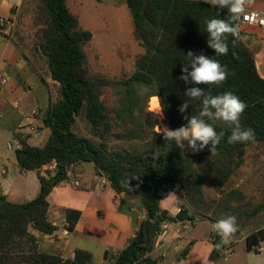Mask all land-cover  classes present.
Here are the masks:
<instances>
[{"label": "trees", "instance_id": "trees-1", "mask_svg": "<svg viewBox=\"0 0 264 264\" xmlns=\"http://www.w3.org/2000/svg\"><path fill=\"white\" fill-rule=\"evenodd\" d=\"M127 5L145 53L137 59L136 71L131 77L111 81L90 73L83 45L91 41L93 35L79 25L78 17L69 9L66 0H40L38 49L58 89L42 120L43 127L50 131L46 143L36 147L20 139L22 146L15 151L22 169L38 172V196L25 203H12L0 195V264H93L90 254L83 251H77L74 260L40 252L37 237L32 232L53 235L57 231L49 218L48 197L68 178L70 166L81 162L93 163L99 174L108 179L114 192L139 196L147 221L152 222L150 234L142 225L110 264H158L151 253L161 224L206 218L200 209L205 203L207 182L222 193L235 170L243 164L247 147L264 144V78L257 70L253 52L243 41L233 44L231 35L227 40V55H216L208 47L205 21L228 19V9L213 8L196 0H127ZM4 29L0 20V31ZM188 51L213 57L226 66L228 77L221 86L199 87L212 95L230 91L244 101L247 108L240 117V125L253 130L254 142L230 144L227 140L233 126L223 121H207L217 133L224 132L216 153L211 154L209 145L199 153L189 149L182 154L175 141H166L163 134L153 131L149 119L154 114L141 106L144 89L147 90L146 100L153 96L159 98L169 129L185 125L184 116L196 115L202 107L200 101L184 94L193 85L178 79L183 66L189 65ZM112 86L123 94V107L116 112L117 117L122 122L138 115L145 120L140 119V132H136V128L113 136L144 141L142 149L109 145L108 138L118 123L109 118L102 97L104 89ZM184 101L190 106L181 114L179 107ZM78 120L89 125V135L76 130ZM154 151L160 154L156 160L152 159ZM51 164H56L55 172L42 173L43 167ZM122 181H129L128 186ZM179 191L188 208L174 218L161 208V200L167 192ZM231 195L235 197L240 192L234 191ZM226 208L233 210L230 204L226 206L225 197L218 213L226 212ZM71 214L75 215V221L78 213L69 211L70 219ZM72 228L70 223L69 229ZM261 241H264V229L248 236V250H253Z\"/></svg>", "mask_w": 264, "mask_h": 264}, {"label": "crops", "instance_id": "crops-1", "mask_svg": "<svg viewBox=\"0 0 264 264\" xmlns=\"http://www.w3.org/2000/svg\"><path fill=\"white\" fill-rule=\"evenodd\" d=\"M26 4L28 0H0V20L5 27L0 31V77L7 80V84L0 81V195L12 203L33 200L40 185L38 172L22 169L16 154L12 157L9 153L13 144L7 141L5 147V140L13 134L15 151L22 146L20 139L30 146H43L50 131L43 127L42 120L58 89L38 49L39 40H34L36 25L31 23L32 17L24 18V10L31 11L33 6L26 8ZM249 10L264 12V0H255ZM240 28L241 35L247 36L243 42L253 52L257 70L264 78L262 31L249 26ZM83 29L91 32L89 28ZM86 127L89 135L87 123ZM55 169L56 165L51 164L41 171L53 174ZM48 201L49 218L57 231L53 235L32 231L42 253L74 260L76 252L83 251L90 254L93 264H110L142 225L150 234L152 222L147 221L141 198L114 192L108 179L90 162L74 165L68 178L50 193ZM161 208L175 218L188 205L181 191L167 192L162 197ZM69 211L78 213L75 221L74 214L71 219L68 217ZM218 215L225 218L226 212ZM216 221L210 215L203 219L168 221L170 228L164 236L157 235L151 256L158 264H264V249L260 244L263 241L253 250L247 248L248 236L264 227L252 231L238 225L230 244L217 248L220 236L211 228Z\"/></svg>", "mask_w": 264, "mask_h": 264}, {"label": "rangeland", "instance_id": "rangeland-1", "mask_svg": "<svg viewBox=\"0 0 264 264\" xmlns=\"http://www.w3.org/2000/svg\"><path fill=\"white\" fill-rule=\"evenodd\" d=\"M24 10V18L32 17L31 23H35L36 32L33 30L35 39H40V25L37 23L40 0H28ZM73 14L79 19V25L83 28H89L93 34V39L83 45L87 54L90 73L94 76L105 77L111 81H123L131 77L136 71V61L145 53V49L140 45L136 36L132 13L124 0H66ZM38 5V6H37ZM30 21V20H29ZM34 38V37H33ZM56 91V89H55ZM147 90L141 91L143 106L146 111L154 116L150 117L149 123L157 134L160 128L168 127L166 117L163 112V118L157 116L161 109L160 101L157 96L146 100ZM108 116L118 126L115 125L113 133L109 136V145L112 148H138L144 147V141H135L130 139H118L113 136L114 133H128L136 129L141 131L138 124L140 119L138 115L122 122L116 115L120 110L123 100V94L119 88L114 86L107 87L103 91L102 97ZM145 116V115H144ZM143 116V117H144ZM120 125V126H119ZM146 126V125H145ZM146 128V127H145ZM169 128V127H168ZM76 130L81 134H87V127L84 120H78ZM148 130V129H145ZM13 144V150L10 155L15 157V145L13 134L8 135L6 142ZM46 141H43L42 145ZM187 149V141L184 142ZM189 150V149H187ZM240 192V195L232 197V192ZM205 203L200 209L206 216L210 215L217 220L221 219L218 215L221 202L225 200L226 206H233V210H227L226 217L233 215L236 217L237 225L248 230H255L264 227V144L255 143L247 147L243 164L235 170L230 180L226 183L224 191L221 193L213 184L208 181L204 188ZM234 200V203H232ZM204 215L202 217H204ZM264 249V241L260 243Z\"/></svg>", "mask_w": 264, "mask_h": 264}, {"label": "clouds", "instance_id": "clouds-1", "mask_svg": "<svg viewBox=\"0 0 264 264\" xmlns=\"http://www.w3.org/2000/svg\"><path fill=\"white\" fill-rule=\"evenodd\" d=\"M203 2L213 8L228 9V19L211 18L205 21L208 47L213 49L216 55H227L229 35L234 38L233 44L237 41L247 40L246 35H241L238 21L241 19L249 21L257 15L256 13L248 14L255 0H203ZM260 23L264 24V20H261ZM187 57L190 60L189 65L183 66L182 75L178 79L184 81L185 84L193 85L188 87L184 94L192 100L200 101L202 107L196 115L184 116L187 123L174 130L166 126L163 128L157 126L159 132H162L163 138L166 141H175L176 146L182 150V154L187 149H190L192 153H199L209 145H211V154H215L217 146L224 137V132L217 133L212 123L207 121H223L227 125L233 126L231 135L227 140L228 143L254 142L255 133L253 130L250 128L243 129L240 125V117L247 108L246 103L230 91L212 95L210 92L206 94L205 89L199 87V85L221 86L228 77L226 66L213 57L204 54L195 55L192 51H188ZM189 106V103L184 101L179 107V112L185 113ZM157 116L163 118L162 107ZM185 141H187V149ZM159 157V152L154 151L152 153L153 160ZM121 183L128 186L129 181H122ZM211 228L220 236V244L215 247L220 248L221 245H228L238 231L236 217L228 215L221 218L213 223Z\"/></svg>", "mask_w": 264, "mask_h": 264}, {"label": "built area", "instance_id": "built-area-1", "mask_svg": "<svg viewBox=\"0 0 264 264\" xmlns=\"http://www.w3.org/2000/svg\"><path fill=\"white\" fill-rule=\"evenodd\" d=\"M251 13H256L257 15L254 18L250 19L249 21H244L243 19H241L240 21H238V23L240 26H249V27H256V28L261 29L262 35H263V40H264V24L260 23L261 20H264V12L263 11H251V10H249L248 14L251 15ZM0 81L2 84H7V80L5 78L0 77ZM9 148H11L10 145H9ZM73 166L74 165L70 166V168L68 170V175L70 173V169ZM161 227H162V229L158 233V235L162 237L167 233V230L170 228V223L168 221H165L162 223Z\"/></svg>", "mask_w": 264, "mask_h": 264}]
</instances>
